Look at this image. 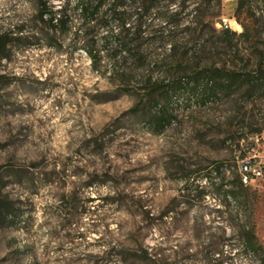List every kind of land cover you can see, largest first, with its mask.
Segmentation results:
<instances>
[{
	"label": "rangeland",
	"instance_id": "1",
	"mask_svg": "<svg viewBox=\"0 0 264 264\" xmlns=\"http://www.w3.org/2000/svg\"><path fill=\"white\" fill-rule=\"evenodd\" d=\"M237 1L216 27L236 34L241 52L225 59L239 67L259 52L239 40L251 21L234 18ZM37 14L0 0V32L23 38L0 49V264H264V88L173 98L157 128L145 91L69 38L48 45ZM245 160L262 175L236 202ZM251 229L263 249L245 242Z\"/></svg>",
	"mask_w": 264,
	"mask_h": 264
},
{
	"label": "trees",
	"instance_id": "2",
	"mask_svg": "<svg viewBox=\"0 0 264 264\" xmlns=\"http://www.w3.org/2000/svg\"><path fill=\"white\" fill-rule=\"evenodd\" d=\"M45 30L47 44L59 46L69 38L122 89L137 88L147 93L146 114L161 127L173 98L186 97L204 105L235 96L246 90L256 95L264 88V20L250 9L258 0H238L234 18L245 12L251 24H243L239 35L245 50L257 49L256 60H232L241 52L236 34L228 27L218 29L223 0H63L60 8L50 0H29ZM264 2V0H262ZM258 6V4H257ZM13 38L0 32V49H7ZM35 39L27 36L24 40ZM262 50H259L258 48ZM248 188L239 177L230 196L237 202L248 199ZM247 245L258 246L251 229L245 234ZM260 249H263L259 245Z\"/></svg>",
	"mask_w": 264,
	"mask_h": 264
},
{
	"label": "built area",
	"instance_id": "3",
	"mask_svg": "<svg viewBox=\"0 0 264 264\" xmlns=\"http://www.w3.org/2000/svg\"><path fill=\"white\" fill-rule=\"evenodd\" d=\"M258 12L264 14V2L262 0H258ZM251 160L243 161L241 165V173L243 175L242 181L245 185L253 183L259 176L262 175V171L258 168Z\"/></svg>",
	"mask_w": 264,
	"mask_h": 264
},
{
	"label": "bare ground",
	"instance_id": "4",
	"mask_svg": "<svg viewBox=\"0 0 264 264\" xmlns=\"http://www.w3.org/2000/svg\"><path fill=\"white\" fill-rule=\"evenodd\" d=\"M240 170H241V167H240Z\"/></svg>",
	"mask_w": 264,
	"mask_h": 264
}]
</instances>
